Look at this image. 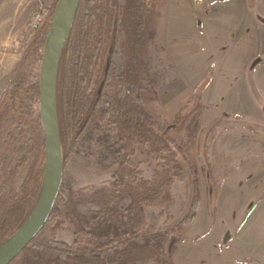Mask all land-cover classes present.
<instances>
[{"label":"rangeland","instance_id":"1","mask_svg":"<svg viewBox=\"0 0 264 264\" xmlns=\"http://www.w3.org/2000/svg\"><path fill=\"white\" fill-rule=\"evenodd\" d=\"M14 2L21 8L19 33L9 48L21 58L36 31L29 28L36 1ZM55 2L51 0L50 25ZM235 5L244 7L248 27L242 29L235 20ZM257 16H264V0H166L155 19L144 57L142 96L158 125H174L168 131L175 140L174 152H151L147 144L130 158L145 178L158 163H165L162 156L180 161L186 170L173 185L172 203L143 205V230L173 228L197 204L194 196L198 198L188 239L176 243L175 264H264V19ZM38 67L36 74L41 61ZM12 71L0 76V95ZM199 102L204 107L197 109ZM10 106L11 113L0 106V133L17 132L13 120L22 112L42 124L40 95L30 85ZM179 114L187 117L182 127H176ZM21 146L20 158L31 144ZM125 152L102 121L90 124L64 164L61 194L68 198L72 192L111 187ZM31 178H36L33 155L20 164L13 179L18 187ZM77 209L90 218L99 206L82 202ZM55 236L66 242L77 238L64 225L55 228ZM137 264L164 263L152 257Z\"/></svg>","mask_w":264,"mask_h":264},{"label":"trees","instance_id":"2","mask_svg":"<svg viewBox=\"0 0 264 264\" xmlns=\"http://www.w3.org/2000/svg\"><path fill=\"white\" fill-rule=\"evenodd\" d=\"M164 1L81 0L59 67L58 116L64 164L89 125L96 121H102L126 152L111 187L88 194L72 192L68 198L60 193L45 226L10 264H137L152 257L175 264L176 243L188 239L198 198L194 196L197 204L193 203L187 216L173 228L143 230V205L172 203L173 185L186 176V170L180 161L162 156L165 163H158L160 167L145 178L130 158L137 148L144 150L147 144L151 152H174L175 140L168 132L174 125H158L142 96L147 77L144 57ZM49 29L47 19L26 43L0 95L4 111L12 112L11 102L29 85L35 95H40V74L35 71ZM196 107L204 105L199 102ZM29 116V112H22L20 119L11 118L17 132L4 129L0 133V246L26 222L43 189L45 133L40 118L34 122ZM186 119V115L179 114L176 127H182ZM23 142L31 146L20 158ZM29 155H33L36 178L17 187L14 175ZM193 169L196 172V167ZM82 202L96 204L99 209L88 218L77 209ZM58 225L66 226L77 238L73 242L57 239Z\"/></svg>","mask_w":264,"mask_h":264},{"label":"water","instance_id":"3","mask_svg":"<svg viewBox=\"0 0 264 264\" xmlns=\"http://www.w3.org/2000/svg\"><path fill=\"white\" fill-rule=\"evenodd\" d=\"M80 2L81 0H58L53 14L40 67V111L46 140L43 189L26 222L0 246V264H10L38 235L61 193L64 157L58 116L59 67Z\"/></svg>","mask_w":264,"mask_h":264},{"label":"crops","instance_id":"4","mask_svg":"<svg viewBox=\"0 0 264 264\" xmlns=\"http://www.w3.org/2000/svg\"><path fill=\"white\" fill-rule=\"evenodd\" d=\"M237 5H235L234 9L237 11L235 20L241 22L239 26L243 29L245 26H247H244V7L241 5L237 7ZM245 9L248 11L250 10V4L247 2ZM20 14L21 8L17 6L14 0L0 1V76L4 74V71H7L9 75L20 58L19 54L11 52L9 48L10 43L15 39V37H17L19 33L18 26L20 23ZM257 17L258 20L261 18L264 19V16ZM262 24L264 25V23Z\"/></svg>","mask_w":264,"mask_h":264},{"label":"built area","instance_id":"5","mask_svg":"<svg viewBox=\"0 0 264 264\" xmlns=\"http://www.w3.org/2000/svg\"><path fill=\"white\" fill-rule=\"evenodd\" d=\"M35 7L32 11L29 28L31 30L38 29L43 22L48 19L49 11L51 8V0H35ZM207 0H196L199 3H205ZM15 45L18 46V42H15ZM16 50V49H15Z\"/></svg>","mask_w":264,"mask_h":264}]
</instances>
